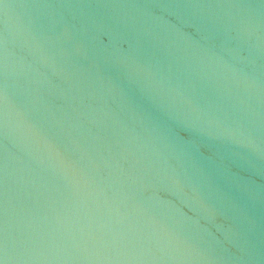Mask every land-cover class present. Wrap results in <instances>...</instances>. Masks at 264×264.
<instances>
[{"label":"water","instance_id":"1","mask_svg":"<svg viewBox=\"0 0 264 264\" xmlns=\"http://www.w3.org/2000/svg\"><path fill=\"white\" fill-rule=\"evenodd\" d=\"M0 264H264V0H0Z\"/></svg>","mask_w":264,"mask_h":264}]
</instances>
